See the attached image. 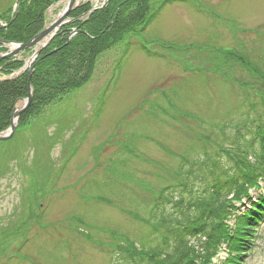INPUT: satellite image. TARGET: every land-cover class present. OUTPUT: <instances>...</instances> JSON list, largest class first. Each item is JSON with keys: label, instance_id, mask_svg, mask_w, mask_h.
I'll use <instances>...</instances> for the list:
<instances>
[{"label": "rangeland", "instance_id": "rangeland-1", "mask_svg": "<svg viewBox=\"0 0 264 264\" xmlns=\"http://www.w3.org/2000/svg\"><path fill=\"white\" fill-rule=\"evenodd\" d=\"M15 1L0 0V14ZM142 3L83 86L0 140V264H131L126 244L166 256L175 240L159 223L190 220L181 196L196 201L235 170L223 148L249 146L264 122V0H177L129 36ZM259 181L228 197L236 214L264 193ZM166 187L172 199L152 217ZM230 208L217 219L234 230ZM258 235L243 264H264V225Z\"/></svg>", "mask_w": 264, "mask_h": 264}, {"label": "trees", "instance_id": "trees-1", "mask_svg": "<svg viewBox=\"0 0 264 264\" xmlns=\"http://www.w3.org/2000/svg\"><path fill=\"white\" fill-rule=\"evenodd\" d=\"M57 1L59 0H22L17 16L12 14L14 4L9 5L0 14V19L5 18L6 22L13 21L9 27L0 25V37L18 42L29 41L43 29L45 10ZM133 1L112 0L106 8L95 11L84 23L76 21L58 33L43 54L55 48H58V51L42 59L36 65L32 77L35 89L34 100L30 108L21 116V127L26 125L32 116L43 112L46 106L62 101L66 95L87 82L98 55L106 49L108 44L111 46L119 39L120 23L128 16L125 12H128ZM174 1L176 0H162L152 5L150 0H144L135 17L128 24L129 27L126 30L130 31L128 35L144 33L160 10ZM119 4H122L121 11L117 9ZM88 8L89 5L82 6L76 9L71 16L78 17ZM73 27L85 30L89 34L82 31L67 43L68 35ZM125 39L127 40V37ZM140 46L143 50L152 53L146 45L141 44ZM244 60L241 58L243 64L251 65V63H245L246 60ZM7 61L2 62V64L6 63L7 73L23 65L21 61ZM28 78L29 72H25L16 79L0 81V132L10 126L16 101L28 95ZM256 79L264 100V73L261 72ZM246 135L244 134V139ZM251 138L253 141L249 146L236 145L223 148L231 163L235 164V170H227V173L222 174L221 177H215L213 184H210L208 190L204 191L205 193H202L196 201L190 200V203H184L183 196H181L182 200H178L184 206L182 209L184 217L190 220L182 222L179 218L169 217L159 223L161 226L170 225V236L175 240L173 250L164 256V253H159L156 248L149 250L153 252H148V249H138L133 244L134 248L130 250L126 244L121 249L127 253L131 264H213L215 257H219L223 249L227 256L223 261H217L216 264H243L247 252L250 251L251 227L255 225L257 216L264 212V193L259 194L256 202L253 201L252 207L248 210L240 209L239 214L235 213V208H230L228 197L238 189L241 191L235 193L234 196L238 197L243 192L247 194L248 189L255 183L257 185L259 179L264 180V122L257 125L255 135ZM185 177L183 176L180 185L187 191L188 183ZM168 188H164L162 190L164 195L158 198L163 199L164 202L154 203L152 217L161 214L159 209H164V203L171 201V197L165 196ZM183 189L182 187L180 189L181 195L186 192ZM229 208L235 222L238 223L234 230V227L231 229L227 225L223 226L217 219L220 212L219 215L222 213L227 215Z\"/></svg>", "mask_w": 264, "mask_h": 264}, {"label": "water", "instance_id": "water-1", "mask_svg": "<svg viewBox=\"0 0 264 264\" xmlns=\"http://www.w3.org/2000/svg\"><path fill=\"white\" fill-rule=\"evenodd\" d=\"M76 1L77 0H69L68 7L65 9L63 14L55 22H53L51 25L47 26L43 31H41L39 34H37L28 43H19V44L15 43V44H17V48L14 51H12L11 53L7 54L6 57L16 55L17 53L21 52L24 49L32 48V47L42 43L43 41H45L49 37L52 38L55 35V32L61 26L65 25L68 22V21H66V18L68 16V14L75 8ZM19 3H20V0H17L16 1V9L18 8ZM0 41L6 42L3 39H1ZM37 53H38V51H37ZM33 69H34V66L31 67V72ZM32 99H33V90H32V86H31V82L29 81V96L26 99V102L22 107H18V106L15 107L14 113L12 115V126L9 129L8 133H1L0 134V139H7L14 134V132L17 128V120H18L20 114L30 106Z\"/></svg>", "mask_w": 264, "mask_h": 264}, {"label": "bare ground", "instance_id": "bare-ground-1", "mask_svg": "<svg viewBox=\"0 0 264 264\" xmlns=\"http://www.w3.org/2000/svg\"><path fill=\"white\" fill-rule=\"evenodd\" d=\"M80 1H82V0H78V2H80ZM112 0H105L104 2H103V4L102 5H100V7H99V10H102V9H104L105 7H107L109 4H110V2H111ZM184 1H188V0H184ZM193 1V3L195 4V6H199V4L197 3V0H192ZM171 3V2H170ZM169 4V3H168ZM167 5V4H166ZM166 5L164 6V7H166ZM59 6L60 5H58L57 7H55L56 9H58L59 8ZM67 8V3L65 4V6L63 7V9H61L60 10V12L57 14V15H53L56 19L58 18L57 16L58 15H60V14H62L63 13V11L65 10ZM95 12V11H94ZM94 12H92V14L94 13ZM54 18V19H55ZM53 22V19L50 21V23H52ZM89 34V33H88Z\"/></svg>", "mask_w": 264, "mask_h": 264}]
</instances>
